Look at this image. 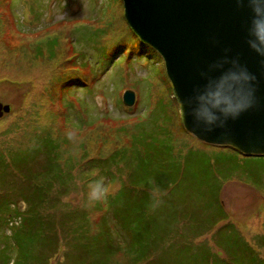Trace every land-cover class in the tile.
I'll return each mask as SVG.
<instances>
[{
  "label": "rangeland",
  "instance_id": "obj_1",
  "mask_svg": "<svg viewBox=\"0 0 264 264\" xmlns=\"http://www.w3.org/2000/svg\"><path fill=\"white\" fill-rule=\"evenodd\" d=\"M133 43L121 0H0V101L11 109L0 118V257L10 258L9 247L13 250V264H62L71 256L70 250L83 247L127 252L129 240L116 228L108 209L111 213L119 211L118 203L128 198L126 184L137 183L134 189L138 190L147 184L150 174L159 178L162 185L176 184L170 186L168 194L151 192L154 213L161 211L162 216L168 217L190 205L195 214L211 219L219 202L227 213L228 232L231 226L249 244L264 233V164L236 154L231 158L222 148L204 145L182 134L178 128L179 105L173 101L163 61L135 53L128 60L121 53L117 57L107 56L111 50L120 46L125 50ZM104 56L106 65L96 64ZM74 66L80 72L89 67L100 78H93L90 89L86 79L74 82H83V90L75 84L64 86L66 83L62 81L68 76L64 69ZM127 89L135 94L132 107L122 105L121 95ZM166 109L173 110L172 119L159 120ZM80 121L94 123L99 134L94 138L83 136L84 128L78 130L73 126L81 125ZM161 126L174 135L167 138L157 134L156 142L148 146L156 147L150 157L135 155L134 164L142 167L137 173L113 166L102 174L81 172L88 167L87 163L106 159L118 149L130 156L137 147L133 142L136 131L142 137H154ZM88 130L93 133L94 128ZM44 136L59 142L60 158H70L71 164L80 162L62 197L53 200L48 210L42 209L53 220L60 219L51 224L47 240L53 237L54 227L57 236L66 238L69 246H64L62 240L61 250L31 247L26 258L23 234L15 235L23 226L14 227L11 233L10 228L1 226L11 225L8 221L14 222V216L31 225L39 207L35 204L25 210V203L18 196H10L9 188L20 174L5 164L12 163L19 169L23 165L31 173L44 170L45 160L36 159L29 151ZM82 144L84 152L80 149ZM164 145L167 153L161 151ZM187 152H193V159L185 166ZM49 165L52 166V161ZM90 178L92 182L87 180ZM180 180L182 187L175 188ZM97 182H102L107 192L103 199L93 201L89 198L90 186ZM202 198L205 206L199 200ZM128 211L125 208L117 215L127 218ZM6 215L12 217L6 221ZM144 219L130 212V221L143 225V229ZM75 223L85 226L82 235L72 230ZM225 223L221 221L210 230L207 227L202 235L194 237L187 224H178L164 240L166 246L159 248L160 260L168 264H205L203 256L207 259L217 253L215 234ZM232 228L230 235L234 234ZM37 232L41 231L35 228V235ZM132 234L128 238L134 240L130 246L142 248V229ZM29 236L33 238L32 230ZM167 246L169 251L165 250ZM122 255L118 253L112 260L123 261ZM259 255L264 259V251ZM87 256L91 258L87 264H101L108 255Z\"/></svg>",
  "mask_w": 264,
  "mask_h": 264
},
{
  "label": "trees",
  "instance_id": "obj_2",
  "mask_svg": "<svg viewBox=\"0 0 264 264\" xmlns=\"http://www.w3.org/2000/svg\"><path fill=\"white\" fill-rule=\"evenodd\" d=\"M129 31L132 34L134 43L130 45L127 49L124 50V48L117 47L114 50H111L107 56L113 55L116 56L117 53H121V55L126 54V59L128 60V56L132 53L138 54V55H150L151 57H155L158 60H162L161 57L158 55V53L152 49L150 46L146 45L145 43H142L139 38L129 29ZM107 56H104L103 60L97 61L96 64H105L107 61ZM123 57V56H122ZM125 57V56H124ZM100 59V58H99ZM111 63V61H110ZM75 68L68 69L65 68L64 71L68 75L66 76V79L62 82L66 83L64 86L68 85H74L77 88H84L82 86L83 82H76L75 81H83L86 79L88 82V88L90 89V82L93 81V78L99 79L100 74L93 73V71L86 67V71L80 72V70H77L79 68L78 66H74ZM92 78V79H91ZM81 84V85H80ZM88 90V89H86ZM63 91V90H62ZM90 91V90H89ZM175 104L178 107L176 99H173ZM174 105V104H172ZM175 107V105H174ZM173 111V110H172ZM168 112L167 109L165 110L164 114L162 115L161 119H167V121H170L172 119L171 112ZM85 120V119H82ZM82 121H80L78 124H81ZM178 128L180 132L184 135H186L188 138L195 139L192 135L187 133L180 121V118L178 116ZM142 123V122H141ZM140 123V124H141ZM69 124V123H68ZM138 124V123H137ZM75 129L80 130L81 128H84L83 131H85L83 136H86L89 138H94L97 134H99V131L96 130V126L93 123L92 125L90 123H83L81 125L74 124L73 125ZM89 127H93V133H91ZM90 135H88L89 133ZM157 134H164L167 138H169L171 135L170 131L167 130L166 127L161 126L160 130L156 133V136L154 137H142L137 134V131L135 132L133 136V142L137 144L136 149H133V152H131L130 156H125V152H123V149H118L111 153L108 158L104 159H97L96 161L89 162L87 164V168L81 169L82 173H89L92 171H97V173H103L108 172V167L113 166L114 168H126L128 170H132L133 173H137L142 167L134 164L136 161L135 155L142 153L145 157H150L152 153L154 152V148L148 147L150 143L156 142ZM159 138V137H158ZM161 141H163L162 138H159ZM196 140V139H195ZM219 148H222L223 151L226 153L227 156H230L231 158L235 157V154L238 156H242L246 159H253L257 163L264 164V157H247L244 155H241L236 149L230 147V146H219ZM80 149L84 152L85 145L82 144ZM167 153L166 145L163 146V149ZM32 151L31 154H35L36 159L43 158L46 162L44 166V170L36 171L35 173H31L25 166L22 165V169L17 168L12 163L5 164L6 167L13 166L20 174V177L17 178L16 183L13 187L9 188V191L12 193L10 196L14 197L18 196L19 199L22 200L23 203H25V210L27 207H31V205H35L39 208H37V211L35 213L37 216L32 218L31 225H27L23 222L22 219H18L14 215V222L9 220L11 215H6V221L10 223L11 225H2V228H10L11 230L14 227H20L23 226L20 230L15 232L16 236H19L23 234L24 238V250H26V258H27V249H30L31 247H35L37 249L42 248L44 246L51 247L52 249H57L61 247L63 248V245H61V241L64 240V246H69L68 243H66V238H64L61 234L60 237L57 236V233L55 232V228L53 227L52 232L54 233L53 237L49 240H47L49 232V228L51 224H55L60 219L53 220L52 217L49 215L48 212H45L43 214L42 209L45 208V211L48 210V206L51 204L53 200L58 201L60 197H62V193L66 191V183L70 185L69 179L71 174L78 168L79 163H69L71 162L70 158H67L63 160L60 158L61 155H58L60 152V144L56 140L49 139L47 137H42V139L36 144L30 147V150ZM43 153V155H42ZM130 153V151H129ZM193 152H187L185 154L186 159L184 161L185 166L187 165V162L192 157ZM2 155L0 154V158ZM32 155L29 159H31ZM81 158V157H80ZM78 159V161L80 160ZM52 161V166L50 167L49 162ZM64 161V162H63ZM160 161V160H159ZM165 161V160H164ZM63 162V163H62ZM62 163V164H60ZM159 163V162H158ZM129 165H132L129 167ZM181 165V164H180ZM3 167H5L3 165ZM1 171V169H0ZM1 176V175H0ZM114 176V175H113ZM87 180H91L87 179ZM41 181V182H39ZM92 182V180H91ZM137 183L130 182L129 184H126V193L128 198H124L122 201L118 203V205L121 207L119 211H114V213H111L108 209V215L114 216V222H116L117 226L116 228L119 231H122L124 234V239L126 241L129 240V250L126 251H115L111 252L114 249H108L104 247L100 248H78L74 250H70L71 256H67L68 261L63 262L62 264H87L91 261V258H89L87 255L89 253H97V254H104L106 253L108 256L105 258L104 261H102L101 264H168L163 263L160 260V252H158L160 247L166 246L167 243H164V240L168 238V236L172 235L170 234L171 231H175V227L178 224H187L189 227V233L192 234V236H199L202 235V233L205 231V229L208 227V230L213 228L216 224H219L222 222H226L225 225L219 229L217 234H215L214 238V244L218 247L217 253L210 254L207 259L205 256V264H264V259L259 255L260 251H264V233L262 235L256 236L253 240V244H249L247 241H245L231 226L234 230V234L230 235L228 232V217L227 213L223 210L221 204L218 202L217 206V212L215 213V217L211 219H207V217H201L194 213V210H192L193 206L191 207L186 206L185 208H179L178 212L174 215L165 217L162 216L161 211L158 213L153 212V197L151 195V192H163V194H168V190L171 189L170 186L176 185L175 183L162 185L159 178L157 179L154 175L150 174L149 178L147 177V184L140 187V189L135 190L134 187ZM182 180H180L175 188H181L182 187ZM123 191V190H122ZM119 190L116 193V196H118ZM200 202H203V206L206 204L204 203V198L199 199ZM42 201H45V204H41ZM200 204V203H199ZM35 207V206H33ZM130 207V209H129ZM128 208V214L129 216L120 218L118 213H120L123 209ZM50 211H53L50 210ZM133 212L134 217H144L143 225L139 224L138 222L132 223L130 221V212ZM152 211V212H151ZM181 212V214H179ZM154 213V214H153ZM198 217H201L198 218ZM113 223V221H112ZM5 224V220H4ZM231 225V224H230ZM38 229L41 232H37L35 235L34 229ZM122 229V230H121ZM142 229V248H133L130 246L133 244L134 240L128 239L129 236H133L132 232H137V230ZM32 230L33 238L31 239L29 236V231ZM72 230L76 232L79 235H82L84 232L85 226L84 225H78L74 224L72 227ZM207 230V231H208ZM263 230H264V223H263ZM237 233V234H236ZM231 236V237H229ZM48 243L47 245L45 244ZM26 245V248H25ZM170 246V245H169ZM169 246L165 248V250L169 251ZM255 246V248L253 247ZM11 249V250H10ZM63 251V250H62ZM10 252V258H2L0 257V264H13L11 256L13 254L12 248L9 247ZM184 250L182 251V253ZM222 256H220L218 253ZM122 253L123 255V261L116 260L113 261L112 259L118 254ZM212 253V252H211ZM177 254V253H176ZM61 255V254H59ZM75 255V256H73ZM206 255V254H205ZM226 257L227 259L223 260V257ZM222 257V258H221ZM187 258V257H184ZM24 260V259H23ZM59 260V259H58ZM100 260V259H96ZM15 264V263H14Z\"/></svg>",
  "mask_w": 264,
  "mask_h": 264
},
{
  "label": "water",
  "instance_id": "obj_3",
  "mask_svg": "<svg viewBox=\"0 0 264 264\" xmlns=\"http://www.w3.org/2000/svg\"><path fill=\"white\" fill-rule=\"evenodd\" d=\"M124 18L141 42L154 49L164 62L165 73L180 107L184 130L211 146H230L245 156L264 157V57L246 43L250 11L241 0H122ZM238 61L251 73L255 102L226 127L207 132L194 124L188 102L217 62L225 69ZM135 95L122 94L126 107ZM8 105L0 103L2 112Z\"/></svg>",
  "mask_w": 264,
  "mask_h": 264
},
{
  "label": "clouds",
  "instance_id": "obj_4",
  "mask_svg": "<svg viewBox=\"0 0 264 264\" xmlns=\"http://www.w3.org/2000/svg\"><path fill=\"white\" fill-rule=\"evenodd\" d=\"M241 2L246 4L251 14L246 29L247 46L264 57V0ZM214 69L219 71V75L207 77L188 102L194 124L207 132L225 128L230 120L238 119L255 102L252 88L255 77L238 61H232L227 69L220 62L209 66L210 71ZM90 188V200H100L106 195L107 189L102 182Z\"/></svg>",
  "mask_w": 264,
  "mask_h": 264
},
{
  "label": "bare ground",
  "instance_id": "obj_5",
  "mask_svg": "<svg viewBox=\"0 0 264 264\" xmlns=\"http://www.w3.org/2000/svg\"><path fill=\"white\" fill-rule=\"evenodd\" d=\"M110 52H111V51H110ZM118 54H119V53H117V55H116L115 57H117V56H118ZM119 57H120V56H119ZM54 69H56V66H55V67H53V70H54ZM2 76L4 77V75H2ZM0 77H1V76H0Z\"/></svg>",
  "mask_w": 264,
  "mask_h": 264
}]
</instances>
